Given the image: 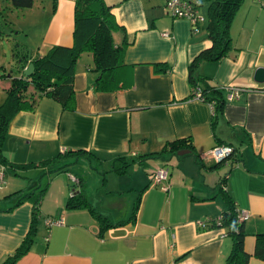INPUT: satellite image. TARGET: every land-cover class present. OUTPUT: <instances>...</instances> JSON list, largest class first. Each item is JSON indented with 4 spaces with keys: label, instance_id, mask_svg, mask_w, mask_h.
I'll return each instance as SVG.
<instances>
[{
    "label": "crops",
    "instance_id": "obj_1",
    "mask_svg": "<svg viewBox=\"0 0 264 264\" xmlns=\"http://www.w3.org/2000/svg\"><path fill=\"white\" fill-rule=\"evenodd\" d=\"M75 2L44 0L36 5L44 18L38 50L26 53L27 62L13 56L8 65L0 61V104L10 76H19L20 69L23 73L31 58L53 45L73 44ZM104 2L111 6L117 23L112 34L115 45L123 40L128 43L122 64L104 73L115 81L116 89L96 88L100 72L92 53L85 51L75 69V108L65 110L43 96L33 110H22L13 117L0 144V169L4 171L0 263L26 235L34 197L45 187L38 206L40 239L15 264H225L231 238L225 227L213 221L228 209V199L236 210L247 213L243 229L248 264H264L254 256L257 234H264V82L255 80L256 69L264 67V7L258 0H244L230 25L232 49L196 69L208 83L223 90V110L213 123V106L192 95L188 79L190 61L212 44L201 0L199 13L204 19L197 29H192L189 20L169 14L165 0ZM176 139L190 140L192 148H183L190 152L142 157ZM221 143L231 145L234 153L213 167L215 163L205 155ZM78 149L103 170L123 158L129 164L124 172L131 180L125 185L139 194L134 219H129L132 213L114 221L105 215L113 224L126 222L109 228L103 236L87 209L67 208L66 203L71 177L79 179L77 191L81 185L87 196L85 177L91 176L98 189L108 179L98 182L93 169L83 170L84 176L63 175L66 168L52 172L66 164L60 162L65 152ZM159 168L169 171L168 191L150 181L149 174ZM58 176L63 177L60 183ZM44 178H48L46 185ZM108 189L107 196H114V190ZM46 199H51L50 208L44 205ZM112 204L117 207L116 201ZM206 218L210 219L206 227L197 224ZM49 220L61 222L49 225Z\"/></svg>",
    "mask_w": 264,
    "mask_h": 264
},
{
    "label": "trees",
    "instance_id": "obj_2",
    "mask_svg": "<svg viewBox=\"0 0 264 264\" xmlns=\"http://www.w3.org/2000/svg\"><path fill=\"white\" fill-rule=\"evenodd\" d=\"M243 2L244 0H210L207 7L206 31L212 44L195 56L188 65V79L192 90L199 88L202 100L213 106V123L223 110L225 103L223 90L208 83L206 77L196 73V69L203 61L219 60L232 49L230 25ZM9 4V8H30L33 0H9ZM115 28H117V23L111 13V6L107 5L104 0H76L73 44L71 46L53 45L44 54L31 58L29 63H33L34 70L30 76H24L21 69L19 76H10L9 85L5 89V100L0 104V144L8 132L9 123L13 117L22 110H33L38 100L43 96L59 102L65 110L75 108V69L79 57L85 51L92 53L95 69L100 72L95 81L96 88L102 91L116 89L117 84H115V81L106 78L104 73L112 72L122 64L123 53L128 43L123 40L120 44L115 45L112 35ZM4 38L7 39V36L0 33V40H4ZM12 56L13 58H19L14 52ZM20 59L23 62L28 61L26 55L20 56ZM22 68H24V65H22ZM188 147L192 148L190 140L176 139L167 142L161 151L142 157L149 158L162 156L163 154L175 155L178 150ZM84 152L82 149L65 152L60 158V162L65 160L66 164L52 172L63 170L68 166V160L82 157L85 154ZM223 162H214L213 167ZM114 164H118V167L113 168V171L117 173H123L129 165L123 158L117 159ZM45 190V187L39 189L34 197L29 229L20 245L0 264H15L32 247L37 233L38 206ZM26 197L27 195L19 198L17 204ZM137 205V203L134 205L129 219H134ZM66 206L71 209H87L99 224V236H103L109 228L126 222L111 223L108 217L103 215L91 203L84 187L81 185L78 191H74L69 196ZM220 217L221 224L219 226L225 227L227 229L226 234L231 238V249L226 257L225 264H248L250 254L246 252L244 246L246 233L243 229V221H239L237 211L229 199L228 209ZM254 256L264 260V234H257Z\"/></svg>",
    "mask_w": 264,
    "mask_h": 264
},
{
    "label": "rangeland",
    "instance_id": "obj_3",
    "mask_svg": "<svg viewBox=\"0 0 264 264\" xmlns=\"http://www.w3.org/2000/svg\"><path fill=\"white\" fill-rule=\"evenodd\" d=\"M35 10L31 12L29 8H12L9 9V0H0L1 8H0V33L5 36L10 37V39L4 38V40H0V61L4 60L5 65H8L12 61V53L14 52L17 56L26 55V53L35 54L38 50L37 48V36H39L40 32L44 27L43 22V13L38 12L36 9V5H42L44 0H35ZM210 0H201L200 8L202 12L206 16V10L209 5ZM11 7V6H10ZM12 10V11H11ZM13 12V13H12ZM39 15L41 18L39 22H35L33 19H36ZM34 21V22H32ZM8 34V35H7ZM29 34V35H26ZM29 51V52H28ZM43 49L38 51V54H42ZM78 159V158H77ZM76 158H71L67 161L68 166H66L65 171L61 172L63 175H85L83 170L93 171L92 174L96 175V179L98 182L102 179H108L109 183H105L104 186L97 188L96 181L91 177L87 176V185H88V196L91 203L104 215L110 216V220L114 221L117 218H122L124 216H130L132 213V204L136 203V198L139 196L138 191L132 192L125 185L130 180V175L126 172L112 174L113 168L118 167V164H113L110 166H105L104 170L101 166L95 167V162L90 157H79L77 161ZM129 166V165H128ZM127 166V167H128ZM126 167V168H127ZM55 168V167H53ZM100 168V169H99ZM93 169V170H92ZM99 170L101 175L97 176L96 170ZM68 170V171H67ZM102 170V171H101ZM112 170V171H111ZM114 172V171H113ZM91 173V172H90ZM56 175V173H53ZM106 176V177H105ZM62 176H58L57 182L60 183ZM48 178H44L43 184L46 185ZM131 182V180H130ZM69 191L74 189L77 191V186L74 185L72 181H69ZM110 187V190H114V196H107L106 192ZM117 194V195H116ZM51 200V199H50ZM49 199L44 200V205L47 208L51 207V202ZM116 201L117 207L114 208L112 202ZM127 205V207L125 206ZM110 210L112 211V215H109ZM42 215V213L40 214ZM40 217H38V225H37V233L35 235V241L40 239L41 225L39 223ZM49 230H46L45 234H48ZM34 241V242H35Z\"/></svg>",
    "mask_w": 264,
    "mask_h": 264
},
{
    "label": "built area",
    "instance_id": "obj_4",
    "mask_svg": "<svg viewBox=\"0 0 264 264\" xmlns=\"http://www.w3.org/2000/svg\"><path fill=\"white\" fill-rule=\"evenodd\" d=\"M199 0H165L166 11L174 17L185 18L191 23L192 29H197V25L200 21H203V16L199 13ZM259 3L264 7V0H258ZM166 34V33H165ZM193 96L199 100H202V95L199 88L193 89ZM236 91L230 94L233 96ZM229 97V96H228ZM234 153V148L229 144H217L210 149V151L205 155V158H209L213 162H221L230 158ZM150 181L154 184H162V189L164 191L169 190V171L166 168H159L158 170L151 172L149 174ZM72 182L75 186L79 185V179L75 176L71 177ZM4 180V171L0 169V184ZM166 182V184L164 183ZM74 189L71 190L70 195L74 193ZM239 221H243L247 217L245 211L236 210ZM61 221L49 220L48 224L52 225L54 223H60ZM215 225L221 224V217L219 216L214 221ZM210 223V219L199 220L198 225L206 227Z\"/></svg>",
    "mask_w": 264,
    "mask_h": 264
},
{
    "label": "water",
    "instance_id": "obj_5",
    "mask_svg": "<svg viewBox=\"0 0 264 264\" xmlns=\"http://www.w3.org/2000/svg\"><path fill=\"white\" fill-rule=\"evenodd\" d=\"M34 70V65L33 63H29L28 66L23 70V75L24 76H30L31 73L33 72ZM255 80L256 82L258 83H262L264 82V67H258L255 71ZM190 150L188 149H183V150H180L178 151V155H185L187 153H189Z\"/></svg>",
    "mask_w": 264,
    "mask_h": 264
}]
</instances>
